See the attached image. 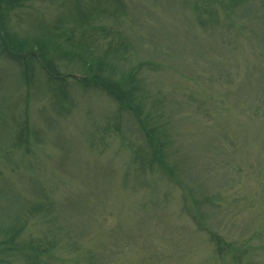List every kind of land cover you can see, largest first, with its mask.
I'll use <instances>...</instances> for the list:
<instances>
[{
  "label": "rangeland",
  "instance_id": "374dc122",
  "mask_svg": "<svg viewBox=\"0 0 264 264\" xmlns=\"http://www.w3.org/2000/svg\"><path fill=\"white\" fill-rule=\"evenodd\" d=\"M0 264H264V0H0Z\"/></svg>",
  "mask_w": 264,
  "mask_h": 264
},
{
  "label": "trees",
  "instance_id": "16d2710c",
  "mask_svg": "<svg viewBox=\"0 0 264 264\" xmlns=\"http://www.w3.org/2000/svg\"><path fill=\"white\" fill-rule=\"evenodd\" d=\"M5 43L6 42H4V45H5ZM6 47H8V45H7V43H6V45H5ZM12 49H13V54L14 53H19V54H21L22 52H19L17 49H16V47H13V45H12V47H11ZM39 49V48H38ZM46 52V51H45ZM32 54H34L33 52H31ZM38 53V52H37ZM24 56H22L23 58V60H26L25 58H27L26 56H27V53H26V51L24 52V53H22ZM39 55H41V61H45V65H44V67H45V69H47L49 72H50V74H52L53 76H54V78H57L58 79V81H64V76L65 75H63V74H57V73H55V72H53L52 70H51V68L50 67H48V65L46 64V60H47V56H46V54L44 53V51L41 49V51L39 52ZM18 56V55H17ZM19 57H21V56H19ZM28 59V58H27ZM129 75H131V73L129 74ZM130 77V76H129ZM84 79L85 80H83V82L84 83H87V82H90V83H100V85H103V87H105V89L106 90H108V92L111 94V95H113L114 97L115 96H117L118 98H121V96H120V94L117 92V83L116 82H114V81H111V80H107V81H104L105 80V78L103 79V78H96V76H91V75H87V76H85L84 77ZM95 80H97V81H95ZM128 96V95H127ZM127 96H126V98H127ZM130 96V95H129ZM125 98V97H124ZM129 99H125V101H124V103L126 104L127 103V105H128V107L129 106H131L132 107V99H130L129 101H128ZM128 101V102H127ZM130 108V107H129ZM212 236H214L215 237V239L217 240V247H218V253L219 254H222V252H223V249H222V246H223V242H222V239L219 237V236H217V235H215V234H213ZM213 237V238H214Z\"/></svg>",
  "mask_w": 264,
  "mask_h": 264
}]
</instances>
